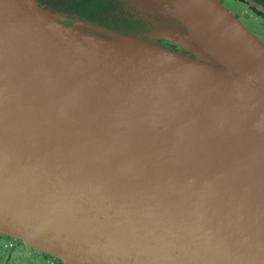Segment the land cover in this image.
<instances>
[{
  "label": "water",
  "instance_id": "95a60500",
  "mask_svg": "<svg viewBox=\"0 0 264 264\" xmlns=\"http://www.w3.org/2000/svg\"><path fill=\"white\" fill-rule=\"evenodd\" d=\"M187 54L0 0V233L75 264H264V42L219 0H146Z\"/></svg>",
  "mask_w": 264,
  "mask_h": 264
},
{
  "label": "flooded vegetation",
  "instance_id": "af4514ba",
  "mask_svg": "<svg viewBox=\"0 0 264 264\" xmlns=\"http://www.w3.org/2000/svg\"><path fill=\"white\" fill-rule=\"evenodd\" d=\"M40 1V0H39ZM226 8H228L240 21L248 27L247 22L250 23L252 20L256 24H251L255 26L254 29H249L264 42V0H219ZM41 3V2H40ZM119 9L114 12L107 13L108 18L102 22H93L86 18L82 14L72 13L68 14L71 16H81L84 20L88 21L96 27H106L111 32L122 33L147 41L148 43L167 47L173 50H178L185 52L187 54H192L186 51L180 44L179 32L181 29L170 19L165 17L161 12L156 10L151 6L146 0H118ZM43 4V3H41ZM45 5V4H43ZM46 7H53L51 4ZM59 11V10H55ZM104 16V15H102ZM133 18L135 22L132 25H126L125 21ZM107 20V21H106ZM113 21L119 22L123 25L124 30L110 28V24ZM105 22L107 24H105ZM193 55V54H192ZM14 238L20 242V250L17 253L11 252L10 249L15 247L14 241H9L4 244V249H1L0 243V264H33L28 262L26 259L27 255L34 256V252L40 253L46 258L47 264H75L66 263L61 258L53 256L45 251L37 250L30 245L25 244L20 239L0 233V239L2 238ZM31 248L33 251L28 250Z\"/></svg>",
  "mask_w": 264,
  "mask_h": 264
},
{
  "label": "trees",
  "instance_id": "16d2710c",
  "mask_svg": "<svg viewBox=\"0 0 264 264\" xmlns=\"http://www.w3.org/2000/svg\"><path fill=\"white\" fill-rule=\"evenodd\" d=\"M40 2L45 4V6H49V4H51L53 7L49 8L54 11L59 10L68 14H82L95 23H104V17L105 19L108 18L107 13L114 12L119 9L118 0H40ZM134 22L135 20L130 18L125 21V24L132 25ZM105 24L107 23L105 22ZM108 26L115 30H124L123 25L116 21H113V24Z\"/></svg>",
  "mask_w": 264,
  "mask_h": 264
},
{
  "label": "rangeland",
  "instance_id": "374dc122",
  "mask_svg": "<svg viewBox=\"0 0 264 264\" xmlns=\"http://www.w3.org/2000/svg\"><path fill=\"white\" fill-rule=\"evenodd\" d=\"M226 1H228V0H226ZM247 24H248V27H249L250 29H254L255 26H252L251 24H256V23H255L254 20H252L251 23L248 21ZM10 240L15 242V247L12 248V249H10L11 252H13V253H17L18 250H20L22 247L19 246V245H20V242H18V241H17L16 239H14V238H10V237H9V238H6V239H5V238L0 239L1 249H2V250H5V249H4V244L7 243V242H9ZM28 250L33 251L31 248H28ZM33 252H34V256H32V257L29 256V255H27L26 259L28 260V262H31V263H33V264H47L46 258L41 257L42 255H41L40 253H38V252H35V251H33ZM29 264H30V263H29Z\"/></svg>",
  "mask_w": 264,
  "mask_h": 264
}]
</instances>
